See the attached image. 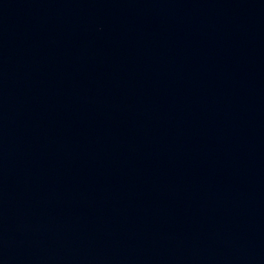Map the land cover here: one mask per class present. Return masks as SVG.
<instances>
[{
	"label": "water",
	"instance_id": "water-1",
	"mask_svg": "<svg viewBox=\"0 0 264 264\" xmlns=\"http://www.w3.org/2000/svg\"><path fill=\"white\" fill-rule=\"evenodd\" d=\"M0 264H264V0H0Z\"/></svg>",
	"mask_w": 264,
	"mask_h": 264
}]
</instances>
